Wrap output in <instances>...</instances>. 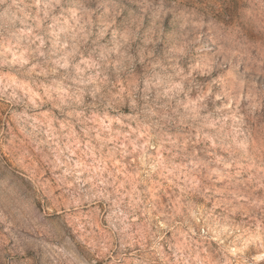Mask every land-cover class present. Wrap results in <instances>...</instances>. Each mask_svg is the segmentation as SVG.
<instances>
[{
	"label": "clouds",
	"instance_id": "9594fccd",
	"mask_svg": "<svg viewBox=\"0 0 264 264\" xmlns=\"http://www.w3.org/2000/svg\"><path fill=\"white\" fill-rule=\"evenodd\" d=\"M0 264H264V0H0Z\"/></svg>",
	"mask_w": 264,
	"mask_h": 264
}]
</instances>
